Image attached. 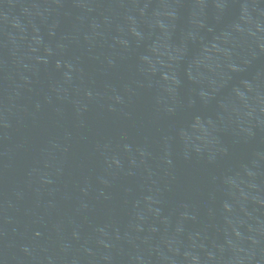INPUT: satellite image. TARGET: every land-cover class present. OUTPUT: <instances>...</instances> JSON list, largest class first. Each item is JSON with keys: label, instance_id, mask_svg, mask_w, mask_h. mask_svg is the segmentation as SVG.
Segmentation results:
<instances>
[{"label": "water", "instance_id": "1", "mask_svg": "<svg viewBox=\"0 0 264 264\" xmlns=\"http://www.w3.org/2000/svg\"><path fill=\"white\" fill-rule=\"evenodd\" d=\"M0 264H264V0H0Z\"/></svg>", "mask_w": 264, "mask_h": 264}]
</instances>
